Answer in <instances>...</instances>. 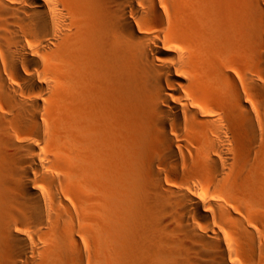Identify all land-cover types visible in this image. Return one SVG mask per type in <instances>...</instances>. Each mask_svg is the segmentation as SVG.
<instances>
[{"label": "bare ground", "instance_id": "1", "mask_svg": "<svg viewBox=\"0 0 264 264\" xmlns=\"http://www.w3.org/2000/svg\"><path fill=\"white\" fill-rule=\"evenodd\" d=\"M238 1L231 67L186 0H0V264H264V0ZM127 131L145 173L113 198L91 165Z\"/></svg>", "mask_w": 264, "mask_h": 264}, {"label": "rangeland", "instance_id": "2", "mask_svg": "<svg viewBox=\"0 0 264 264\" xmlns=\"http://www.w3.org/2000/svg\"><path fill=\"white\" fill-rule=\"evenodd\" d=\"M237 1L186 0L184 3L183 19L191 30L199 58L202 60L201 63L204 61L205 63L225 61L232 65L231 67L238 66L239 57L242 55V35H240L242 30V18L240 16L242 13L239 9L241 8L239 7L240 2ZM256 53L259 55L263 52L261 48L257 47ZM257 64L258 61L256 60V67ZM254 104L258 115H261L260 113L264 111V97L256 95ZM134 135L133 131H127L123 144L110 142V153L109 151L105 153L106 155L102 153L103 155L100 157L97 155L99 160L104 157L100 160L99 167L96 163L91 165L93 170L89 180L92 179L93 182L91 183L95 185H99L101 181L107 183L108 192L113 198L121 196L127 198L133 189L131 182L135 179V177L133 178L135 170L139 175L145 173L143 172L144 166H142L143 151L138 142L135 141ZM102 168L105 169L104 173ZM107 170L108 173L106 174Z\"/></svg>", "mask_w": 264, "mask_h": 264}]
</instances>
